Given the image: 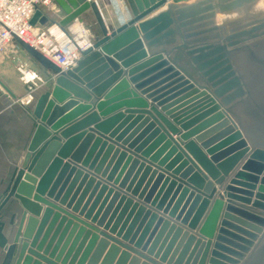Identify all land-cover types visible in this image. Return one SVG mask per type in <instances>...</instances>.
Wrapping results in <instances>:
<instances>
[{
	"label": "water",
	"instance_id": "95a60500",
	"mask_svg": "<svg viewBox=\"0 0 264 264\" xmlns=\"http://www.w3.org/2000/svg\"><path fill=\"white\" fill-rule=\"evenodd\" d=\"M54 2L101 38L65 72L15 39L51 82L0 202V264H264L258 0H126L111 33L94 0Z\"/></svg>",
	"mask_w": 264,
	"mask_h": 264
},
{
	"label": "crops",
	"instance_id": "0c3cea01",
	"mask_svg": "<svg viewBox=\"0 0 264 264\" xmlns=\"http://www.w3.org/2000/svg\"><path fill=\"white\" fill-rule=\"evenodd\" d=\"M123 10L125 11V8ZM127 21L128 18L124 19L117 27ZM108 32L110 33L109 28ZM22 74L35 79L32 83L25 84ZM50 82L51 77L17 43L8 45L0 58V202L6 194L13 172L23 160L34 132L35 123L31 116L33 105L36 99L49 89ZM28 94L32 96V102L25 105ZM1 213L5 223L16 214V224L20 215V211H15L13 202L7 204ZM11 231L7 228L4 234L8 235Z\"/></svg>",
	"mask_w": 264,
	"mask_h": 264
},
{
	"label": "built area",
	"instance_id": "2783aa9c",
	"mask_svg": "<svg viewBox=\"0 0 264 264\" xmlns=\"http://www.w3.org/2000/svg\"><path fill=\"white\" fill-rule=\"evenodd\" d=\"M53 1L0 0V58L8 45L18 39L36 50L60 71L65 72L74 68L83 53L93 48L88 30L78 19L64 28L58 24L51 28H43L39 23L31 25L35 11L39 10L44 16L41 10L50 9ZM34 78L29 81L25 74H22L25 84L32 83ZM31 102L32 96L28 94L25 105Z\"/></svg>",
	"mask_w": 264,
	"mask_h": 264
},
{
	"label": "rangeland",
	"instance_id": "374dc122",
	"mask_svg": "<svg viewBox=\"0 0 264 264\" xmlns=\"http://www.w3.org/2000/svg\"><path fill=\"white\" fill-rule=\"evenodd\" d=\"M98 5L102 16L104 18L106 26L110 29V33L114 31V27H117L120 22L124 21L126 18H130V10L126 3V0H94ZM174 3H190L194 0H171ZM258 5V6H257ZM120 7L124 10H120ZM44 16L47 19V22L43 25V28H51L53 25H57L59 21L64 17L62 10L58 7V5L53 1L50 9H42ZM256 15L264 14V0H258V2L254 5L252 12ZM238 17V15H234ZM224 18L223 16L218 17ZM84 27L88 30L91 40L94 43L101 38L98 26L95 22L93 14L91 11H87L80 16ZM220 21V20H219ZM118 28V27H117Z\"/></svg>",
	"mask_w": 264,
	"mask_h": 264
},
{
	"label": "bare ground",
	"instance_id": "6f19581e",
	"mask_svg": "<svg viewBox=\"0 0 264 264\" xmlns=\"http://www.w3.org/2000/svg\"><path fill=\"white\" fill-rule=\"evenodd\" d=\"M180 4V3H179ZM258 6V5H257ZM99 8V7H98ZM121 8V10H123V8L122 7H120ZM163 9H165V6H163L161 9H159L158 11H161V10H163ZM234 15H237V14H232V15H229V16H224V18H219V20L221 21V20H229V19H232V18H234L235 16ZM58 34H60V32H57ZM32 75V74H31ZM25 77H26V79L27 80H29V81H31V78H32V76H28L27 74H25ZM35 79V78H34ZM34 81V80H33ZM176 140H178V138L176 139Z\"/></svg>",
	"mask_w": 264,
	"mask_h": 264
}]
</instances>
